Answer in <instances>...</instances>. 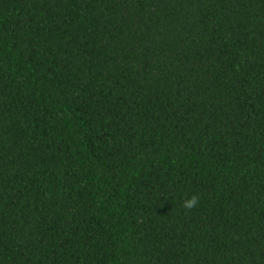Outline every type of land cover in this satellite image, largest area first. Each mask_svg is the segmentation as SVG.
<instances>
[{
	"label": "trees",
	"instance_id": "trees-1",
	"mask_svg": "<svg viewBox=\"0 0 264 264\" xmlns=\"http://www.w3.org/2000/svg\"><path fill=\"white\" fill-rule=\"evenodd\" d=\"M0 264H264V0H0Z\"/></svg>",
	"mask_w": 264,
	"mask_h": 264
},
{
	"label": "clouds",
	"instance_id": "clouds-1",
	"mask_svg": "<svg viewBox=\"0 0 264 264\" xmlns=\"http://www.w3.org/2000/svg\"><path fill=\"white\" fill-rule=\"evenodd\" d=\"M197 202V197L195 195L189 197L188 199L184 200L183 204L185 208H192L195 206Z\"/></svg>",
	"mask_w": 264,
	"mask_h": 264
}]
</instances>
